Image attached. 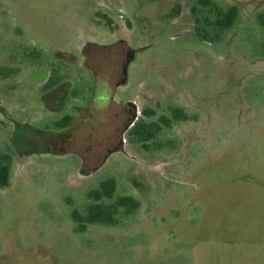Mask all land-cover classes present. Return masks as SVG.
<instances>
[{
	"label": "rangeland",
	"instance_id": "rangeland-1",
	"mask_svg": "<svg viewBox=\"0 0 264 264\" xmlns=\"http://www.w3.org/2000/svg\"><path fill=\"white\" fill-rule=\"evenodd\" d=\"M215 1L239 10L218 43L195 36V0H0V264H264V0ZM102 73L138 117L189 118L144 148L114 139L117 106L72 151L49 148ZM48 79L69 81L64 109L46 102ZM106 177L138 210L75 231L72 210Z\"/></svg>",
	"mask_w": 264,
	"mask_h": 264
},
{
	"label": "trees",
	"instance_id": "trees-1",
	"mask_svg": "<svg viewBox=\"0 0 264 264\" xmlns=\"http://www.w3.org/2000/svg\"><path fill=\"white\" fill-rule=\"evenodd\" d=\"M191 12L194 16L195 36L204 42H221L226 33L236 24L239 10L236 5L221 6L215 0H195ZM257 22L264 27V11L257 14ZM264 47V43H263ZM155 112L146 107L142 116L128 131L131 142L149 148L163 128L171 127L174 121L186 120L189 115L180 106H170L168 114H161L153 119ZM72 115L67 114L57 121L58 125H66L72 120ZM11 178V155L0 152V185L7 186ZM116 181L113 177L102 179L98 186L88 191L89 203L84 213L73 209L71 218L75 222V231H86L89 224L117 225L123 216L130 215L138 210L140 201L131 195L115 197Z\"/></svg>",
	"mask_w": 264,
	"mask_h": 264
},
{
	"label": "flooded vegetation",
	"instance_id": "flooded-vegetation-1",
	"mask_svg": "<svg viewBox=\"0 0 264 264\" xmlns=\"http://www.w3.org/2000/svg\"><path fill=\"white\" fill-rule=\"evenodd\" d=\"M97 75L98 73L96 72L95 76L97 77ZM114 79L115 80L108 77L106 73L100 74V88L97 89L98 85L95 84L92 99H90V101H88L82 109L78 111L79 115L75 118L73 114L65 111L57 120H55L56 129L46 140L49 148H57L64 152L72 151V149L83 140V135L81 137L79 133L82 131L87 132V129L88 132L89 130L90 132L94 131L97 126L105 124L103 123L105 121L96 117V111H98V113H105V115L102 114V116L106 119L111 118L112 116V121H115L118 125L116 126V132H118V134H116L114 139H117L118 137V139L121 140L125 133L128 135V131L140 117L137 116V109L134 104L120 102L118 105L115 95L117 93V85L120 83V76L118 75L117 78L114 76ZM113 82L114 91L112 92L111 86ZM68 86L69 81L65 79H61L58 83L53 82L52 79H48V81L45 82L43 89L46 93L44 96L46 98V102L48 104H54L53 107L57 109H64L69 92ZM124 105L127 106L126 109L123 108ZM117 106H122L124 110H116L114 112L111 111V116H108L110 114L107 113V109L117 108ZM67 114L72 115V120L66 125H58L57 121ZM84 123L85 127H83ZM90 132L89 135H92L93 132Z\"/></svg>",
	"mask_w": 264,
	"mask_h": 264
}]
</instances>
